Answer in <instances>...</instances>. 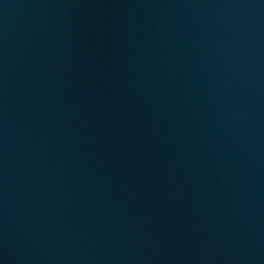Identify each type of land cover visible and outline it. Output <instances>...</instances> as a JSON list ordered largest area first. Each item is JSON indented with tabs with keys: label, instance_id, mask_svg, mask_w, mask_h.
Instances as JSON below:
<instances>
[{
	"label": "water",
	"instance_id": "95a60500",
	"mask_svg": "<svg viewBox=\"0 0 264 264\" xmlns=\"http://www.w3.org/2000/svg\"><path fill=\"white\" fill-rule=\"evenodd\" d=\"M0 264H264V0H0Z\"/></svg>",
	"mask_w": 264,
	"mask_h": 264
}]
</instances>
